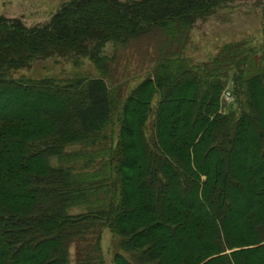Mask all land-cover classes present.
<instances>
[{
    "label": "trees",
    "instance_id": "trees-1",
    "mask_svg": "<svg viewBox=\"0 0 264 264\" xmlns=\"http://www.w3.org/2000/svg\"><path fill=\"white\" fill-rule=\"evenodd\" d=\"M237 1L70 0L45 24L0 17V264H72L73 247L77 264H103L105 230L115 264H264V66L247 41L186 55L197 23ZM130 45L154 64L125 93ZM55 56L102 75L15 77Z\"/></svg>",
    "mask_w": 264,
    "mask_h": 264
},
{
    "label": "rangeland",
    "instance_id": "rangeland-1",
    "mask_svg": "<svg viewBox=\"0 0 264 264\" xmlns=\"http://www.w3.org/2000/svg\"><path fill=\"white\" fill-rule=\"evenodd\" d=\"M70 0H0V17L21 18L29 26L45 24L50 21L63 3ZM247 41L254 50L253 56L258 57L257 64L264 66V0H241L230 3L218 9L205 21H199L192 30L191 41L186 55L194 63H202L215 57L225 44ZM114 46H107L105 53L113 54ZM121 47L118 52L121 67L118 70L119 79L129 93L142 82L149 74L154 62L150 52L145 54L144 47ZM78 62V63H77ZM100 71L89 58L74 61L71 58L55 56L42 61H35L30 67L19 70L15 77L46 78L70 80L78 77H101ZM227 83L222 94L225 101V92L234 87L232 77L225 80ZM234 99L231 103H234ZM223 111L229 112L231 103L225 101ZM229 106V107H228ZM81 209H76L79 212ZM114 234L103 231L101 250L103 264H115L113 254L116 250ZM71 263L77 264L75 248L71 249Z\"/></svg>",
    "mask_w": 264,
    "mask_h": 264
},
{
    "label": "built area",
    "instance_id": "built-area-1",
    "mask_svg": "<svg viewBox=\"0 0 264 264\" xmlns=\"http://www.w3.org/2000/svg\"><path fill=\"white\" fill-rule=\"evenodd\" d=\"M224 99L225 101H228L229 103H231L234 99V95L231 89H228L225 94H224Z\"/></svg>",
    "mask_w": 264,
    "mask_h": 264
}]
</instances>
